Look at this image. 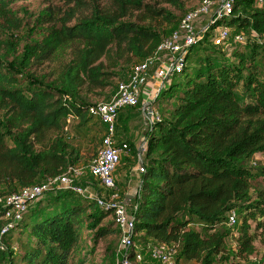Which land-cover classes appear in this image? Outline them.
Listing matches in <instances>:
<instances>
[{
	"label": "trees",
	"instance_id": "1",
	"mask_svg": "<svg viewBox=\"0 0 264 264\" xmlns=\"http://www.w3.org/2000/svg\"><path fill=\"white\" fill-rule=\"evenodd\" d=\"M67 1L77 8L64 11L66 21L55 17L45 40L27 44L22 56L24 65L41 66L68 49L69 59L50 73L51 80L28 84L0 61V196L41 185L75 167L80 155L71 144L67 120L76 122L73 129L88 131L94 119L88 114L94 105L88 93L102 95L126 67L127 78L135 65L156 57L161 43L178 32L191 11L184 9V0H160L177 14L159 7L158 0ZM85 7L90 13L68 26L75 11ZM13 22L12 12L1 3L0 42ZM219 25L242 34L249 52L236 47L226 54L212 43L201 65H195L190 59L197 56L196 45L191 47L182 72L172 73L161 91L170 106L145 132L144 172L130 212L133 241L143 250L173 246L174 264H215L231 235L225 225L232 211L240 221V264H264V258L257 263L247 259L254 253L250 222L262 230L264 246V187L255 186L264 183V167L247 166L253 155H264V43L258 40L264 39V4L236 0L210 31ZM175 76L183 82L170 83ZM98 185H91L95 196L109 198L111 191ZM110 217L95 241H113L107 253L113 264L120 240L114 210L99 207L87 194L46 193L0 237V264H74L83 231ZM193 222L199 230L189 228ZM14 236H22L19 250L6 243Z\"/></svg>",
	"mask_w": 264,
	"mask_h": 264
},
{
	"label": "built area",
	"instance_id": "2",
	"mask_svg": "<svg viewBox=\"0 0 264 264\" xmlns=\"http://www.w3.org/2000/svg\"><path fill=\"white\" fill-rule=\"evenodd\" d=\"M235 1L219 0L217 11L212 15L209 22L201 28L200 33H197L195 23L202 17L210 15L216 5L213 0H204L183 17L178 32L171 39L161 43L156 57L137 64L131 69L127 78L117 84L109 101L94 104L88 108L89 116L104 126V134L101 139V148L86 170L102 187L111 191L109 198L90 196L95 197L99 207L114 210V222L120 238L116 250L117 264H143L145 258L158 264H174L175 256L173 246L169 247L165 244L148 245L147 249L143 250L136 246L133 241L134 220L125 205L122 204V200L118 201L119 194H117L113 177L122 155L130 149L128 143L117 140V116L123 109L136 108L139 105L142 89L149 79V68L159 54L166 53L172 60L168 66L157 69L156 76L161 82L158 91L164 87V82L172 73L180 74L182 72L188 50L198 40L204 38L210 30L211 24L230 14ZM254 2L256 6L264 4V0H254ZM217 27L211 31L213 34L212 43L215 46H220L229 39L231 29L227 25H222L220 30ZM233 40L240 43L244 41V37L237 33ZM141 110L144 119L152 129V126L160 119L159 113L150 106V103L144 105ZM71 122L70 119L67 120V124L70 125ZM138 172L139 174L144 172L143 164L139 165ZM82 175L83 169L69 167L64 174L55 179L41 185L25 188L3 198L0 201V214H2L1 220L3 221L0 237L10 232L14 225L22 219L27 208L48 192L71 191L80 195L87 194L86 189L80 188L74 183V180ZM237 223L236 213L230 212L227 216L226 226L235 227Z\"/></svg>",
	"mask_w": 264,
	"mask_h": 264
},
{
	"label": "rangeland",
	"instance_id": "3",
	"mask_svg": "<svg viewBox=\"0 0 264 264\" xmlns=\"http://www.w3.org/2000/svg\"><path fill=\"white\" fill-rule=\"evenodd\" d=\"M86 1L88 2L92 0ZM95 1L100 5H104V0ZM184 2L185 10H192L201 3L199 0H184ZM215 2L216 5L214 6L212 13L208 16L202 17L199 21L195 23V31L197 33H200L201 28L205 26L207 22H209L212 15L217 11V8L219 7V0H215ZM1 3L6 4L8 6L10 11L12 12V17L16 20V22H13V30L6 31V33L2 34V40L4 42H0V61L12 70H14L19 75V77L28 84L43 85L41 79L43 77L44 79L48 78L52 71L56 70L61 63L69 59V50L64 48L60 50L57 55L53 57L52 60L43 63L41 66H33L32 64L24 65V63L22 62V56L25 46L33 42H43L47 37L49 28L54 25V18L57 17L62 21H66L68 18V14L64 13V11L68 9L77 8L75 2H68L67 0H0V4ZM158 3L159 7L168 8L171 12L177 14L174 9L172 7H169L167 4L161 3L160 0H158ZM89 13L90 10L87 7L80 10H76L75 18L67 25H73L76 22L77 18L87 16ZM17 26H19V28H17ZM217 28L220 30L222 28V25H219ZM237 33L238 32L235 29H232L230 32L229 39L220 46H218V48H214L217 51L221 50L226 54H228L236 47L245 52H249V45L246 42L243 41L238 43L233 40V37ZM212 37L213 34L209 30L203 39L198 40L196 42V47L194 48V50L197 56H194L190 59L192 63H195V65H201L202 57L204 56V54H209L210 48L213 47ZM204 39L206 41H204ZM258 40L261 43H264L263 37L259 36ZM261 66H264V62L261 64ZM126 71H128L127 67L123 70V74L117 77L118 79H115L114 87L104 90L102 92V95H99L100 92L98 91L88 93V99L90 100V104L104 103L109 100L116 90V83H119L126 79ZM48 80H51V77H49ZM169 82L182 83L183 78L181 76H175L172 77ZM162 89L157 91L155 99H157L158 97L159 98L155 103H153L155 104L153 105L155 106V111L159 113V115H162V112L166 109V107L170 106L165 103L160 96ZM237 92L239 93L240 91ZM140 102L141 98L139 101V105L135 108V120L137 121L138 131H141L144 127L145 129L150 128L147 121L144 119L143 114L139 112ZM171 103H173L172 105H174V101H172ZM150 106L152 107V104ZM127 110H129L130 112L133 111L132 108H129ZM124 115L127 117L129 113L125 112ZM75 124L76 122H72L69 125L68 135L70 137L71 144L78 150L80 155V162L76 164L75 168L83 169V175L79 178H76L75 180L73 179L74 183L83 189H86L87 185H92L98 188V183L89 175L86 168L90 165V163L95 158L101 148L103 129L99 121L96 119L91 120L90 124L88 125V131H85L86 133L73 129ZM122 128L124 130V127ZM134 151L135 149L134 147H132L131 152L134 153ZM134 157L135 159H137V155L135 153ZM247 166L252 169H260L264 167V155H253L250 160L247 161ZM260 184H262L261 186L264 187V183H256L255 186H259ZM49 193L52 192H48L47 194ZM117 194H119V191L117 192ZM7 195L8 194L1 195L0 201ZM119 200H121L120 194L118 201ZM122 204H124V202ZM90 221H94V216L90 218ZM111 221L112 217L105 221H102L99 225H95L92 229H87L83 231L81 242V254L76 258L74 264H108V248L109 246H111V243H113V241L109 239H97V241H95V234L98 229H100V227L106 225V223L108 222L110 223ZM250 223V234L253 237L254 253L247 259L251 263H257L260 259L264 258V246L261 243V238L263 237V234L261 233L262 230L256 228L255 223L253 221ZM239 225V220L238 224L235 227H228L225 225L227 229H230L231 235L225 240L224 250L216 256L215 264H240L244 262L243 258L238 256L237 254V228ZM189 228L192 230H199L200 225L196 222H193L191 223ZM25 233L27 232L25 231ZM21 238L22 236H14V238L8 239L6 243L11 245L14 249L19 250L20 246L24 243L22 242ZM23 239H27L26 234H24ZM113 264H117L116 256L113 261ZM143 264L158 263L151 261L148 258H145Z\"/></svg>",
	"mask_w": 264,
	"mask_h": 264
},
{
	"label": "crops",
	"instance_id": "4",
	"mask_svg": "<svg viewBox=\"0 0 264 264\" xmlns=\"http://www.w3.org/2000/svg\"><path fill=\"white\" fill-rule=\"evenodd\" d=\"M171 60L168 54L161 53L150 66L148 82L142 89L139 112L142 111L141 109L144 105L149 103L150 105L152 104V108L156 110L155 106H153L155 104L153 103L156 100L155 95L161 85L160 80H158L156 76V72L157 69L168 66ZM165 84L166 81L164 82V85ZM132 109L133 111L131 112L127 109H123L117 116V140L119 142L128 143L130 149L122 155L121 161L113 174L117 191H119L121 200L124 202L129 212H131L132 207H134L136 203V197L141 186V175L138 172V167L144 162L143 156L147 146V139L144 133L148 130L144 127L141 131H138L137 121L135 120L136 110L135 108ZM125 112L129 113L127 117L124 115ZM122 127H124V130ZM132 147L135 149L134 153L137 155V159H135L134 153L131 152ZM86 191L88 195H95V188L91 185L86 186Z\"/></svg>",
	"mask_w": 264,
	"mask_h": 264
}]
</instances>
